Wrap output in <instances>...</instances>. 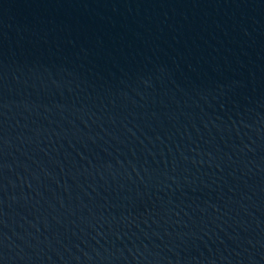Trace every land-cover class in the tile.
<instances>
[{
    "label": "water",
    "instance_id": "water-1",
    "mask_svg": "<svg viewBox=\"0 0 264 264\" xmlns=\"http://www.w3.org/2000/svg\"><path fill=\"white\" fill-rule=\"evenodd\" d=\"M0 264H264V0H0Z\"/></svg>",
    "mask_w": 264,
    "mask_h": 264
}]
</instances>
